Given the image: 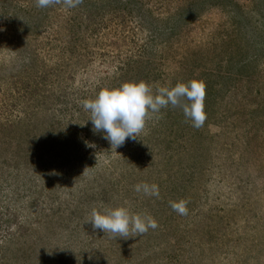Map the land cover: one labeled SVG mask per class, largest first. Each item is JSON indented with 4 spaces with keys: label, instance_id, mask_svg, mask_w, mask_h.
<instances>
[{
    "label": "rangeland",
    "instance_id": "1",
    "mask_svg": "<svg viewBox=\"0 0 264 264\" xmlns=\"http://www.w3.org/2000/svg\"><path fill=\"white\" fill-rule=\"evenodd\" d=\"M192 79L202 127L169 106L117 149L82 106ZM101 204L158 227L93 230ZM0 264H264V0H0Z\"/></svg>",
    "mask_w": 264,
    "mask_h": 264
},
{
    "label": "clouds",
    "instance_id": "2",
    "mask_svg": "<svg viewBox=\"0 0 264 264\" xmlns=\"http://www.w3.org/2000/svg\"><path fill=\"white\" fill-rule=\"evenodd\" d=\"M82 3L83 0H36L40 8L55 4L75 8ZM205 96L206 84L202 79L177 82L174 86L158 87L155 90L149 83L140 80L124 82L115 88L104 87L95 98L83 100L82 106L90 113L93 132H102L103 138L117 149L128 139L136 140L152 114L169 106L182 110L193 127H202L207 119ZM134 188L146 196L159 197L156 184L139 183ZM186 205L184 200L170 202L172 210L180 215L188 214ZM87 223L91 224L93 230L109 233L113 238L139 236L147 233L150 228L158 227L151 215L131 213L125 206L112 208L103 204L93 207Z\"/></svg>",
    "mask_w": 264,
    "mask_h": 264
}]
</instances>
